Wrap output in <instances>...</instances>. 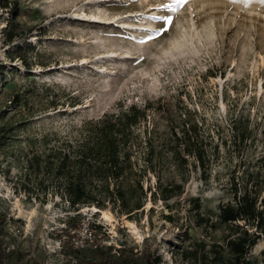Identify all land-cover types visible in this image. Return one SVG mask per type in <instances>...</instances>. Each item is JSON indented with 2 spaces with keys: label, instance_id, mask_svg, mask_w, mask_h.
<instances>
[{
  "label": "rangeland",
  "instance_id": "374dc122",
  "mask_svg": "<svg viewBox=\"0 0 264 264\" xmlns=\"http://www.w3.org/2000/svg\"><path fill=\"white\" fill-rule=\"evenodd\" d=\"M12 30L18 36L9 42ZM132 103L151 105L147 119L135 128L143 144L146 131L153 129L156 144L162 145L171 119L180 123L187 111L204 124L212 150L207 182L190 157L183 196L152 202L149 194L145 211L133 221L110 208L69 212L57 196L49 195L46 204L28 198L18 178L31 149L74 139L84 120ZM3 114L0 125L15 126L0 149L6 264H69L64 244L68 251L69 245L93 243L125 245L135 252L147 246L161 264H197L191 254L201 241L207 250L212 243L226 248L230 231L219 224L218 214L233 200V182L248 171L264 178V3L0 0ZM246 126L250 132L243 140L238 130ZM45 134L52 140L44 142ZM138 143L133 160L140 170L147 149ZM168 158L164 155L166 164L155 172L147 171L145 188L155 191L159 176L164 182L181 180ZM196 198L215 229L197 225L190 204ZM76 214L81 226L71 234L59 232ZM89 221L104 225L106 233L91 234ZM248 258L264 264V236Z\"/></svg>",
  "mask_w": 264,
  "mask_h": 264
},
{
  "label": "trees",
  "instance_id": "16d2710c",
  "mask_svg": "<svg viewBox=\"0 0 264 264\" xmlns=\"http://www.w3.org/2000/svg\"><path fill=\"white\" fill-rule=\"evenodd\" d=\"M16 36L18 34L12 30L8 41H13ZM11 58L13 60L16 56ZM1 73H5L4 69ZM150 106L149 103L121 104L115 111L84 120L74 139L65 137L60 143H47L40 150L31 149L25 156L26 163L18 178L21 188L29 199L35 198L42 204L48 202L49 195L57 196L67 204L69 212L78 213L92 207L99 210L110 208L113 213L133 221L145 211L149 194L152 202L157 199L169 202L183 196L190 177V157L194 158L192 166L200 168L202 178L207 182L212 150L204 124L187 111L180 123L171 119L169 134L162 145L156 144L153 129L146 131L143 144L138 141L135 128L147 119ZM5 118L4 114L0 115V120ZM14 130L13 124L4 122L0 125V149ZM249 132L246 126L240 133L238 130V135L246 140ZM42 140L46 142L52 139L45 134ZM135 143L145 145L147 149L146 165L140 170L133 160ZM164 155L169 156V162L181 180L173 177L164 182L159 176L155 191L151 186L145 188L147 171L155 172L157 166H163ZM259 175V171H248L243 173L239 182H233V200L221 205L218 214L219 224L230 231L226 248L212 243L210 250H207L208 244L201 241L198 244L200 249L191 254L197 264H254L248 254L264 236V178ZM190 204L196 211L197 225L215 229L210 217L202 213L200 199H191ZM80 215L70 217L59 232L64 235L76 231L82 223ZM168 219L173 221L170 216ZM5 225L6 218L0 215V264H6L8 258L2 238ZM103 227L96 221L88 223L91 234H105ZM254 229L255 232L252 231ZM68 248L67 251L64 244V255L69 264L162 263V258L151 253L147 246H143L139 252L125 245L116 248L114 245L96 243L90 246L69 245ZM223 251L227 252V257H222Z\"/></svg>",
  "mask_w": 264,
  "mask_h": 264
},
{
  "label": "bare ground",
  "instance_id": "6f19581e",
  "mask_svg": "<svg viewBox=\"0 0 264 264\" xmlns=\"http://www.w3.org/2000/svg\"><path fill=\"white\" fill-rule=\"evenodd\" d=\"M95 210V209H94ZM102 214H103V217L105 218V219H107V220H111L112 218H111V216L109 215V214H107L106 212H102Z\"/></svg>",
  "mask_w": 264,
  "mask_h": 264
},
{
  "label": "snow or ice",
  "instance_id": "6c2138e0",
  "mask_svg": "<svg viewBox=\"0 0 264 264\" xmlns=\"http://www.w3.org/2000/svg\"><path fill=\"white\" fill-rule=\"evenodd\" d=\"M262 3H264V0H261Z\"/></svg>",
  "mask_w": 264,
  "mask_h": 264
},
{
  "label": "water",
  "instance_id": "95a60500",
  "mask_svg": "<svg viewBox=\"0 0 264 264\" xmlns=\"http://www.w3.org/2000/svg\"><path fill=\"white\" fill-rule=\"evenodd\" d=\"M99 212V211H98Z\"/></svg>",
  "mask_w": 264,
  "mask_h": 264
}]
</instances>
